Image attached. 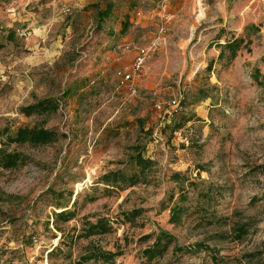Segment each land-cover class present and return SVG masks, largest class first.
I'll use <instances>...</instances> for the list:
<instances>
[{
    "label": "rangeland",
    "instance_id": "1",
    "mask_svg": "<svg viewBox=\"0 0 264 264\" xmlns=\"http://www.w3.org/2000/svg\"><path fill=\"white\" fill-rule=\"evenodd\" d=\"M0 43V148L23 156L0 166V264H264V0H0ZM35 125L58 138L7 144ZM117 170L138 180L101 181ZM99 217L112 231L82 236Z\"/></svg>",
    "mask_w": 264,
    "mask_h": 264
},
{
    "label": "trees",
    "instance_id": "2",
    "mask_svg": "<svg viewBox=\"0 0 264 264\" xmlns=\"http://www.w3.org/2000/svg\"><path fill=\"white\" fill-rule=\"evenodd\" d=\"M109 10L107 9L103 12L104 16H107ZM243 42L242 38H237L232 41L227 42L225 44V48L229 50V58L233 59L237 56V53L241 47ZM2 44L0 43V46ZM224 56V52H222L221 57ZM57 106L53 101L44 100L38 102L37 104H33L23 108V111L30 115L33 112H37L40 110H52ZM6 142L8 145L17 143V144H25V143H49L53 142L58 138V133L52 129L40 127L39 125L35 126H24L19 127L14 134H6ZM23 160V156L20 152H9L6 147L0 148V166L3 168H14L18 165L20 161ZM152 163L151 160L143 158L142 156H137L136 164L141 167L142 171L145 170ZM138 180V175L133 174L132 176L125 173L123 170L111 171L109 173L104 174L101 177V181L109 186L117 187L120 183H134ZM183 207L179 206L176 210H181ZM142 210L136 209L125 214L126 221H134L137 216L141 214ZM175 213L171 219L175 221ZM248 224L239 225L237 228H233L232 233L236 235L237 238L240 237L241 233H246ZM113 229L111 221L107 217H99L95 222L91 220H86L84 227L82 228L83 234L82 236L88 237L95 234H104L109 233ZM153 234H148L145 238L151 237ZM173 240L171 234H169L165 230H161L155 242L149 248H146L143 251L144 256L147 259H155L156 257H160L164 250V247L168 246V244ZM166 241V243H164ZM208 248L207 244L204 242H197L195 244L189 246L178 247L176 250H185L190 253H196L199 249ZM52 253V252H51ZM115 254L113 252H96L86 256V259L97 258L100 260H111ZM216 258V257H214Z\"/></svg>",
    "mask_w": 264,
    "mask_h": 264
},
{
    "label": "built area",
    "instance_id": "3",
    "mask_svg": "<svg viewBox=\"0 0 264 264\" xmlns=\"http://www.w3.org/2000/svg\"><path fill=\"white\" fill-rule=\"evenodd\" d=\"M163 5L166 6V1H164ZM151 53H152V47L148 46L141 48L134 59L132 71L119 72V82L122 86L134 80L136 76L139 77L142 76L143 67L150 58Z\"/></svg>",
    "mask_w": 264,
    "mask_h": 264
}]
</instances>
